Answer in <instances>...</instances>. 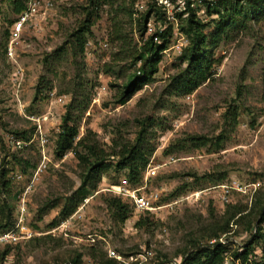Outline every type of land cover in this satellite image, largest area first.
Returning a JSON list of instances; mask_svg holds the SVG:
<instances>
[{"label":"rangeland","instance_id":"374dc122","mask_svg":"<svg viewBox=\"0 0 264 264\" xmlns=\"http://www.w3.org/2000/svg\"><path fill=\"white\" fill-rule=\"evenodd\" d=\"M28 2L0 0V185L7 182L0 187V220L5 223L11 210L16 222L24 195L26 221L37 234L0 245V264H72L78 253L81 264H99L102 256L127 264H180L199 244H209V223L222 220L227 205L238 203L247 206L244 213L252 210V224L238 222V214L223 234L230 248L225 264H233L231 254L252 239L264 204V22L235 15L229 37L213 51L211 76L184 95L171 83L186 68L191 43L186 18L179 20V33L168 35L152 81L121 103L127 79L151 56L146 43L152 34L144 31L142 17L153 3L105 0L92 9L89 0H39L32 23L12 42L22 12L17 9ZM89 11L92 25L82 53L73 33ZM202 18L211 34L218 17ZM69 109L80 130L76 141L84 138V145L108 154L109 169L95 187L82 188L84 166L73 151L55 153ZM142 124L145 156L154 150L132 182L129 169L118 162ZM189 135L211 141L196 147L186 141ZM13 139L21 144L15 146ZM169 146L173 152L166 153ZM11 171L21 177L10 180ZM233 179L256 190L253 195L234 191L225 204L218 186ZM120 184L152 194L160 207L134 210L114 191ZM69 198L78 206L64 219L60 212ZM113 198L128 205L125 221ZM112 249L117 256L110 255ZM255 252L261 256L260 244Z\"/></svg>","mask_w":264,"mask_h":264},{"label":"trees","instance_id":"16d2710c","mask_svg":"<svg viewBox=\"0 0 264 264\" xmlns=\"http://www.w3.org/2000/svg\"><path fill=\"white\" fill-rule=\"evenodd\" d=\"M93 8L101 7L105 0H89ZM152 8L142 17V24L144 31H147L148 22L154 18L155 21H164V12L161 7L158 6L156 0H150ZM206 13L205 15L214 16L218 19H212L215 24V29L211 34L205 32L208 23L204 22L203 18L197 16L195 11H190L186 18V32L191 37V43L186 54L187 65L181 74H175L171 78V83L175 86L177 94H191L201 84L206 82L212 74L211 68L215 62L213 51L214 49L231 33L232 27H234L235 15H242L244 20L253 19L256 22H264V0H205ZM24 5L20 4L17 11L21 12L24 9ZM88 17L84 21L83 25L78 28L73 35L76 37L79 49L82 53L85 52L86 46V33L90 31L92 25V12H88ZM228 17V21L226 18ZM171 33V25H168L167 29L163 32L158 30L155 34L161 37V41L156 43L154 41V34L150 35L147 40V52L151 53L150 57L144 58L143 66L138 73L130 76L124 84V90L121 94V103H125L136 92L141 90L143 86L152 81L154 74L159 69V63L161 61L160 52L165 50L168 43V35ZM74 100V98H73ZM73 101L69 108H71ZM234 122H237L238 116H232ZM73 118L70 114V109L64 118V122L61 126L60 133L58 135L55 153L62 157L68 151H73L79 163L84 166V174L82 179V188L87 186L95 187L101 180L102 176L109 169L107 162L108 154H105L103 150L99 149L95 145H84V138L76 141L80 130L78 124H72ZM146 127L142 124V128L138 134L136 142L134 144L125 145L121 150V158L118 162L119 168L129 169V179L132 182L138 181V176L141 171L147 166L149 162V156L153 153L154 149H151L148 153V157L145 155V132ZM223 136L219 135L217 139V146L221 147L223 142ZM186 141L196 147H203L209 144L211 139L204 135H189ZM83 146L86 151L79 150V147ZM172 146V145H171ZM169 146L165 149L166 153L173 152L172 147ZM10 172L7 173L10 179ZM222 177L218 178L221 180ZM11 180V179H10ZM9 183V182H8ZM7 182L0 187L6 186ZM112 205L118 210L121 216V220L125 221L128 212V205L125 204L120 198H113L111 200ZM78 203H72L70 198L64 204L61 209L60 215L65 219L72 215L76 210ZM247 206L243 204H228L222 220H215L209 223L208 233L206 237L208 239L218 237L231 229V221L238 214V222L247 221L252 224V210L244 213ZM6 222L0 220V230H6L14 225L12 221V211L10 210ZM12 221V224L10 225ZM260 244L261 256L256 254V246ZM230 252V248L226 244H216L214 246L208 244H199L195 250L184 256L183 261L180 264H225L226 258ZM81 253H78L75 259L72 260V264H81ZM233 264H264V204L261 206L259 219L256 225V232L253 234L252 239L244 246V250L234 251L231 254ZM240 262L237 263L236 260ZM99 264H127L125 262H119L118 260L102 256L99 260Z\"/></svg>","mask_w":264,"mask_h":264},{"label":"built area","instance_id":"2783aa9c","mask_svg":"<svg viewBox=\"0 0 264 264\" xmlns=\"http://www.w3.org/2000/svg\"><path fill=\"white\" fill-rule=\"evenodd\" d=\"M205 0H156L159 7L164 12V21H155L152 18L148 22L147 31L150 34H154V41L161 42V37L158 34H155L156 28L154 24H158V31L163 32L167 29L168 25H171V32L174 34L179 33V20L187 18L190 11H195L197 16L202 18L206 13ZM210 2L215 0H208ZM39 0H29L26 8L17 16L13 24L12 37L11 41L14 42L15 36L18 37L22 31L32 23L33 17L38 11ZM181 40H185L184 36L181 37ZM180 40V41H181ZM184 42H179L178 47H182ZM13 46L11 45V50ZM63 100L62 97H59V101ZM13 143L20 145L21 140L13 139ZM45 143V140L43 141ZM154 167L151 168L150 173L155 174ZM10 179L12 181L18 180L21 176L18 172H10ZM221 188L220 197L223 203H230L231 196L234 191L242 193H250L253 195L255 188L248 186L247 184H242L238 180L233 179L229 183H223L218 186ZM253 189V190H252ZM114 191L118 195H121L123 198L127 199L133 206L134 210L146 212V211H155L160 206L156 205L154 196L148 195L145 192H140L137 188H132L127 184H120L114 187ZM19 214L14 225L6 230H0V245L7 244H17L23 241H28L32 239L37 231L29 226L25 217L26 209V196H20L19 200ZM216 244H226L224 235H220L210 240L208 245L214 246ZM111 256H117L115 250H110ZM179 264V263H175Z\"/></svg>","mask_w":264,"mask_h":264}]
</instances>
